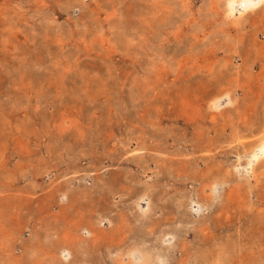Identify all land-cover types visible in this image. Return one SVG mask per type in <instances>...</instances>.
Segmentation results:
<instances>
[{
	"label": "rangeland",
	"instance_id": "374dc122",
	"mask_svg": "<svg viewBox=\"0 0 264 264\" xmlns=\"http://www.w3.org/2000/svg\"><path fill=\"white\" fill-rule=\"evenodd\" d=\"M234 1L0 0V264H147L175 223L154 264H264V0Z\"/></svg>",
	"mask_w": 264,
	"mask_h": 264
},
{
	"label": "bare ground",
	"instance_id": "6f19581e",
	"mask_svg": "<svg viewBox=\"0 0 264 264\" xmlns=\"http://www.w3.org/2000/svg\"><path fill=\"white\" fill-rule=\"evenodd\" d=\"M239 0H235L234 2H238ZM258 8V4H254L253 6H250L249 7V11L251 12H255V10H257ZM259 9V8H258ZM245 12H247V9H245ZM241 14V13H240ZM213 85V84H212ZM264 144V140L259 144ZM151 198V197H150ZM152 206L153 204L150 202V204L148 203V208L146 209V211L142 214V219H144V217H148L151 215L152 213ZM176 225L174 226L172 232L170 231V233H168L167 237L169 238H166L164 240L168 241V239H170L169 242L165 243L164 245V251H155L156 249L153 247L151 249V246L152 244L150 245H147L146 243H144L143 241V245H139L140 247L137 249V252L139 251L140 253H142L141 255V259H143V261H147V264H154V263H162L163 261H171V259L169 258V255L173 252L172 250L174 249V246L176 245L177 243V239H178V235L179 233L181 232L180 230L182 229V225L181 224H177L175 223ZM154 237V236H153ZM157 240V239H156ZM172 240V241H171ZM200 240V239H199ZM148 242V241H147ZM152 243V242H151ZM139 244V243H138ZM138 246V245H137ZM154 246V244H153ZM160 246V245H159ZM162 246V245H161ZM135 248V247H134ZM92 249V248H91ZM160 250V249H159ZM138 252V253H139ZM136 253V252H135ZM62 254V253H61ZM72 253H67V257L64 258V261L65 262H68L70 261V259L72 258L71 255ZM169 254V255H168ZM171 256V255H170ZM174 256V255H173ZM172 257V256H171ZM102 259V258H100ZM173 259V257H172ZM140 264V263H139Z\"/></svg>",
	"mask_w": 264,
	"mask_h": 264
}]
</instances>
